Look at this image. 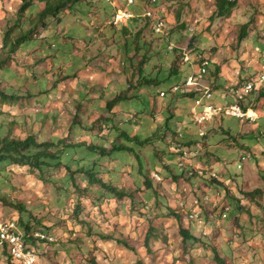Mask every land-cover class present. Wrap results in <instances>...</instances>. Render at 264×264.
I'll return each instance as SVG.
<instances>
[{
	"label": "rangeland",
	"instance_id": "374dc122",
	"mask_svg": "<svg viewBox=\"0 0 264 264\" xmlns=\"http://www.w3.org/2000/svg\"><path fill=\"white\" fill-rule=\"evenodd\" d=\"M61 1L37 0L20 15L21 0H0V91L17 97L0 96V138L32 135L66 145L64 165L43 172L0 163V223L19 226L21 218L56 238L29 241L37 264H264V86L243 102L256 122L223 116L199 125L196 98L174 93L197 68L170 49L192 44L212 56L203 81L218 83L214 95L249 73L256 78L264 72V0H235L227 17L215 15L216 0H159L166 34L155 33L147 18L114 27L116 12L106 0L67 2L57 19L41 22L39 14ZM119 3L138 16L150 8L148 0ZM154 78L158 83L148 86ZM126 91L134 97L110 110L108 102ZM178 134L196 141L185 157L173 151ZM85 143L110 156L77 146ZM118 145L128 150L110 154ZM88 161L128 196L91 185L81 170ZM182 163L207 173L185 178ZM214 173L217 182L209 179ZM197 212L202 223L192 217ZM183 229L194 239L185 240ZM0 264H8L4 253Z\"/></svg>",
	"mask_w": 264,
	"mask_h": 264
},
{
	"label": "trees",
	"instance_id": "16d2710c",
	"mask_svg": "<svg viewBox=\"0 0 264 264\" xmlns=\"http://www.w3.org/2000/svg\"><path fill=\"white\" fill-rule=\"evenodd\" d=\"M21 1H22V3H21L20 10H19V14L23 15L34 4H36L35 2L37 0H21ZM80 1H84V0H65V1L62 0L60 3H58L57 6L49 5L48 7L45 8V10H43L41 12V14H39L40 18H41V22L43 21L42 18H45L46 16H49V15H53L57 19L58 14L62 11V10L60 11V9H64V6L66 5L67 2L76 4V3L80 2ZM106 1L109 4L113 5V7L115 9V12H116L115 13V17H116L117 12L119 10H121L120 7L122 5H120V3H119V5H115L114 6V3L116 2V0H106ZM151 1L152 0H148L149 3ZM216 1H217L216 2L217 3V11H216L215 15L217 17H227V16L231 15L232 12L235 9H237V7H238V2L235 1V0H216ZM58 11H60V12H58ZM157 14H159V12H157ZM139 18H144L145 19L147 17H145L144 15H142V16L140 15V16H138L135 19H139ZM135 19H132V20H135ZM147 19H149V18H147ZM58 21H61V19H58ZM113 26L114 27H118L119 25H116L114 23ZM246 28H247V25L246 24L243 25V30H242V32L240 34V38L241 39H243L247 35ZM32 31L33 30H29L26 33H23L22 35H20L18 38H16L14 40V42H13V46H14L13 50H15V48L19 45L20 42H22L23 40L29 38V36H32L31 35ZM4 43H7V38L4 39ZM189 47H190V50L196 51L195 47L192 44H190ZM176 52H179V50L177 49ZM180 56L182 57V55H180ZM210 59H213L212 56H210ZM213 64H215V60L214 59H213V62L211 63V65L208 66L209 67V72L211 70H213L212 69ZM192 66L196 68V67H198V63H194ZM175 70H176V68L174 67L173 68V72H175ZM217 70L219 71V73H221L220 69H217ZM261 71H263V68H262ZM141 72L144 73V70H141ZM207 74L205 76H207ZM253 76H255V74H250L249 73L248 78L253 77ZM244 80L245 79H241L238 82H242ZM235 82H237V81L228 83L227 84V89L230 88ZM157 83H158V80L155 79V78H154V80L153 79H148L147 80L148 86H153V85H155ZM216 85H218L217 82H215L214 85H211V83H210V86H212L213 89H214V86H216ZM219 86H221V84H219ZM184 94H190V95H192L194 97L196 96V92L195 91H191V92L186 91ZM129 95H130L129 91H126L125 93H122V94L118 95L112 101L108 102V108L110 110H113L116 105H117V107L118 106L120 107L121 102L129 100V99L134 97V95L132 97L129 96ZM182 95H183V93H182ZM0 96L5 101L17 100L16 96H14V95L10 96L9 94H7L5 92H2V91H0ZM244 107L248 108V106H245V105H244ZM121 111H122V109L120 110V112ZM114 120L115 119L110 120L111 122L109 121V123H107V125L112 123V121H114ZM180 135L181 134L177 135V144L175 145V148L173 146V148H174L173 151L175 153L185 157L184 153L180 152L177 148L179 146H182L183 148H185V147H187L189 145H192V144L196 143V141L195 140L187 141L185 139V137H183V139H180ZM203 136H204V134H203ZM64 146H66L65 142H63L61 140H58V141L51 140V141H46V142H40V141H38L36 136H32V135L28 136L25 139H15V138L10 137V136L5 137V138H0V163L8 162L10 164L28 166L33 171L43 172L49 167H53V166H59L60 167V166L64 165V157H63V155L65 153V150L63 149ZM77 146L87 147L88 150L90 151V155H91V152L100 151L104 155V156L102 155V157L110 156V155H107L106 152L108 151V149L105 148V147L92 146V145H89V144H86V143L85 144H80V145H77ZM118 146L119 147H114L110 151V154H112V152H115V151H123V150L127 151L128 150V148L125 147V146H120V145H118ZM59 149L62 150L63 152L60 151ZM69 149H70V151H73L74 147L68 146L67 150H69ZM70 151H68V154H70ZM81 162H83V161H80V163ZM92 163H93L92 161H88V163L86 165H84V166L82 165V169H81L82 173H84V174H86L88 176L89 182H90L91 185H100L103 188H105V189H107V190H109L111 192H115L116 194H118L122 198L128 196L127 192L121 191V190L109 185L102 178H99L98 177V172L96 171V169L95 168L92 169L93 168ZM168 165H170V164H168ZM180 167H181V171H180L181 173H179V174H182V176H184L185 178H194V177H197V176L201 175L197 170H194V168L197 169L196 167H192L191 169H187V167H189V166L185 165V163H182L180 165ZM70 172L73 175L72 181L75 182L76 173L74 171H71V170H70ZM209 179L211 181H213V182H217L218 178H216L214 176H211ZM148 182H149V184H151V180L150 179H148ZM20 209L21 210H25V208L23 206H20ZM225 209H226V207L224 208V210ZM18 225L25 232V239H26L27 243H29V241H35L33 239V237L31 236L32 231L34 230V228H32L29 223H25V221H23L21 218H19ZM182 233H183V235L185 237V240L194 239V237L191 234L190 230L183 229ZM153 235H154V230L151 229V231L148 234V238H147V240H148L147 245H148L149 249H151L150 242H151V239H152ZM4 254L7 256L8 264H18L10 254H8L7 252H4ZM96 264H99V263H96ZM137 264H147V263L143 259H140L137 262Z\"/></svg>",
	"mask_w": 264,
	"mask_h": 264
},
{
	"label": "built area",
	"instance_id": "2783aa9c",
	"mask_svg": "<svg viewBox=\"0 0 264 264\" xmlns=\"http://www.w3.org/2000/svg\"><path fill=\"white\" fill-rule=\"evenodd\" d=\"M128 5H135L137 0H126ZM159 0H152V6L156 5ZM145 17L152 19L153 30L156 33H166V21L157 14V12L150 7L149 10L144 14ZM138 15L128 11L119 10L116 14L114 23L116 25L127 24L132 19L137 18ZM195 28L192 27L191 30ZM176 48L175 44L170 45V49L174 50ZM193 51V50H191ZM190 52V48H182L180 55H182V63L187 64L198 63L195 72L188 78L187 83L184 85H177L174 89V93L177 95H182L188 91V86H193V91L196 92V103L193 106V115L195 121L199 125L203 123L212 121L223 116H233L239 117L240 119L247 118L251 122H256L257 113L251 108H245L243 102L246 100L247 96L253 93L257 88L264 86V72L258 74V76L250 77L242 82H235L226 91H221V96L223 103H214V91L210 84L203 81V77L209 72V65L213 62L210 56L205 55L202 51ZM164 97L167 94L164 92L162 94ZM184 135H180V139H183ZM187 148L179 146L177 149L184 153V156L188 154ZM246 155L242 156V162L246 159ZM239 168H242V163L238 164ZM202 176L206 175L207 172H200ZM214 177L217 175L214 173ZM158 180H162L159 174L156 175ZM229 208L221 214L222 217L227 216V211ZM193 218H198L202 223V217L199 212L193 214ZM31 236L37 242H54V238L50 233L38 229L33 230ZM7 252L10 254L18 264H37L38 257L34 250L28 245L25 239V232L17 226L14 222L0 223V253Z\"/></svg>",
	"mask_w": 264,
	"mask_h": 264
},
{
	"label": "clouds",
	"instance_id": "9594fccd",
	"mask_svg": "<svg viewBox=\"0 0 264 264\" xmlns=\"http://www.w3.org/2000/svg\"><path fill=\"white\" fill-rule=\"evenodd\" d=\"M150 4V7H152L155 11H156V7L158 6V4H159V2L156 4V5H154V6H152V1L149 3ZM156 12H159L158 10L156 11ZM159 16H161L162 17V14H158ZM145 16V15H144ZM163 18V17H162ZM164 19V18H163ZM153 22V20L151 19V23ZM152 25V24H151ZM167 27V26H166ZM192 28V27H191ZM195 28V27H194ZM195 30V29H194ZM194 30H192V32L194 31ZM166 31H167V28H166ZM155 32V31H154ZM156 33V32H155ZM167 33V32H166ZM166 33H164V34H166ZM174 44V43H173ZM185 47V46H184ZM184 47H181V46H179V45H176V48L174 49V51H176L177 49L178 50H182V48H184ZM186 48H187V46H186ZM190 48V47H189ZM180 51H179V53H180ZM194 51V50H193Z\"/></svg>",
	"mask_w": 264,
	"mask_h": 264
},
{
	"label": "crops",
	"instance_id": "0c3cea01",
	"mask_svg": "<svg viewBox=\"0 0 264 264\" xmlns=\"http://www.w3.org/2000/svg\"><path fill=\"white\" fill-rule=\"evenodd\" d=\"M217 101H219V99L221 100L222 99V96H221V91H220V94L219 95H215V97Z\"/></svg>",
	"mask_w": 264,
	"mask_h": 264
}]
</instances>
